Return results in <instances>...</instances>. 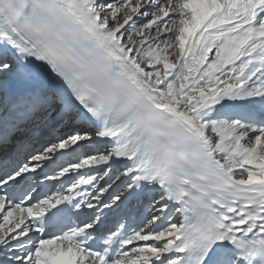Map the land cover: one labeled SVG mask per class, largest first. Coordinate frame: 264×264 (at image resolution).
Masks as SVG:
<instances>
[{
    "label": "snow or ice",
    "instance_id": "6c2138e0",
    "mask_svg": "<svg viewBox=\"0 0 264 264\" xmlns=\"http://www.w3.org/2000/svg\"><path fill=\"white\" fill-rule=\"evenodd\" d=\"M0 264H264V0H0Z\"/></svg>",
    "mask_w": 264,
    "mask_h": 264
}]
</instances>
